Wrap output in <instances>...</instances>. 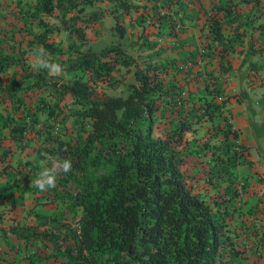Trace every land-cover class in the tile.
I'll list each match as a JSON object with an SVG mask.
<instances>
[{
	"label": "trees",
	"instance_id": "obj_1",
	"mask_svg": "<svg viewBox=\"0 0 264 264\" xmlns=\"http://www.w3.org/2000/svg\"><path fill=\"white\" fill-rule=\"evenodd\" d=\"M87 1L0 0V8L23 21L17 48L0 50V62L13 67L11 76L0 81L1 175L23 174L24 180L17 184L33 193V205H44L29 212L50 225L43 230L20 222L0 225V235L8 233L25 246L53 242L52 264H250L251 257L264 256L260 221L264 214L253 211L258 220L241 214L237 218L236 209L225 200L210 203L195 190L196 175L185 168L190 152L187 133L203 120L202 109L208 111L214 100L199 91V76L186 69L184 58L141 66L119 44L99 52L76 48L62 59L48 56L65 70L84 71L91 79H112L117 66L134 65L135 81L125 95L100 93L81 77L50 81L46 69L22 62L34 45L53 49L46 37L52 30L48 16L56 15L64 28L74 29V15L65 18V14ZM119 1L125 13L139 8ZM182 1L163 2L166 7L157 20L167 23L168 35L178 33ZM244 1L255 5L260 0ZM237 2L220 4L232 20L240 14ZM89 17L90 22L98 18L96 12ZM86 18L83 13V21ZM115 29L124 35L122 23L116 21ZM212 29L220 39L219 29ZM227 62L224 69L230 67ZM68 97L75 108H67ZM41 116L62 122L74 116L90 126L65 139L52 126L45 127ZM223 134L236 136L230 126ZM15 146L19 150L30 146L37 160L18 156L14 164ZM57 156L71 160L72 171L59 175L55 189L40 192L33 183L42 170L40 161L50 164V158ZM52 208L61 210L62 217L65 209L72 210L76 223H65L60 212H50ZM0 259L8 258L0 255Z\"/></svg>",
	"mask_w": 264,
	"mask_h": 264
},
{
	"label": "rangeland",
	"instance_id": "obj_2",
	"mask_svg": "<svg viewBox=\"0 0 264 264\" xmlns=\"http://www.w3.org/2000/svg\"><path fill=\"white\" fill-rule=\"evenodd\" d=\"M127 1L139 8L125 13L119 0H88L69 8L65 18L74 15L77 24L74 29L64 28L60 17L48 16L52 30L46 37L52 42L53 49L49 52L43 48L49 57L62 59L76 48L84 52H99L107 46L119 44L141 66L145 62L184 58L186 69L191 68L199 76V91L207 92L214 100L208 111L202 109L203 120L187 133L190 152L185 168L198 179L194 188L210 203L225 200L236 209L234 215L237 218L241 214L258 220L252 216L253 211H258L259 216L264 214V0L254 1L255 5L238 0L240 14L236 20L221 9L220 4L225 0H183L176 35H168L167 23L157 20L165 10V0ZM91 12H96L98 18L90 22ZM83 13L87 17L86 22L82 19ZM116 21L125 26L123 36H119L115 29ZM21 26L23 21L16 19L14 12L8 13L7 9L0 8V50L17 48ZM213 27L221 32L220 39L215 37ZM39 46L34 45L22 57L25 65H31L33 50ZM192 60H196L194 64ZM226 60H229L230 67L224 69ZM134 68V65L129 68L117 66L112 79H91L81 70H65L59 77L49 76L46 71V78L68 81L81 77L100 93L125 95L130 83L135 81ZM12 70L13 67L0 62V81L8 79ZM71 100L66 98L69 109L76 107ZM39 119L45 127L52 126L53 132L65 139L73 134H83L90 126L85 120L76 121L74 116L66 122L45 116ZM228 126L235 130L236 136L225 137L223 130ZM154 132L159 133L158 129ZM2 134L0 126V136ZM3 148L4 145L0 151ZM15 149L16 152L11 154L14 164L18 156L23 160H37V154L30 146L21 150L15 146ZM22 175L14 172L1 175L0 169V225L20 222V226L37 224L40 230L49 228V224L29 212L31 208L44 205H33V193L17 184V180H24ZM11 199L15 203H11ZM50 212H60L61 220L67 224L69 220L71 224L76 223L77 215L72 210L65 209L63 217L61 210L56 208ZM260 221L264 225V216ZM53 246V242L25 246L8 233L1 234L0 255L8 259L6 262L0 259V264H52ZM251 260L250 264H264V256L251 257Z\"/></svg>",
	"mask_w": 264,
	"mask_h": 264
},
{
	"label": "clouds",
	"instance_id": "obj_3",
	"mask_svg": "<svg viewBox=\"0 0 264 264\" xmlns=\"http://www.w3.org/2000/svg\"><path fill=\"white\" fill-rule=\"evenodd\" d=\"M31 66L34 69H46L49 76L59 77L65 73V68L57 62H53L43 46L33 50ZM51 163L48 160H41V171L38 172L37 178L33 181L34 186L40 191L45 192L50 189H55L57 180L61 173H69L72 171V161L60 157H51Z\"/></svg>",
	"mask_w": 264,
	"mask_h": 264
}]
</instances>
